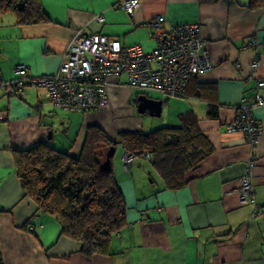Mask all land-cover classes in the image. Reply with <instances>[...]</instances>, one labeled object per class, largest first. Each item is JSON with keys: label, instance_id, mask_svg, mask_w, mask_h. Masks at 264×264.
I'll list each match as a JSON object with an SVG mask.
<instances>
[{"label": "crops", "instance_id": "0c3cea01", "mask_svg": "<svg viewBox=\"0 0 264 264\" xmlns=\"http://www.w3.org/2000/svg\"><path fill=\"white\" fill-rule=\"evenodd\" d=\"M120 1L42 0L50 23L21 26L14 16L3 19L0 82L14 81L17 65L26 66L31 76L55 74L77 33L106 35L149 53L157 44V15L164 17L167 31L182 23H199L213 67L189 76L179 97L141 93L121 74L109 83V104L86 113L54 106L41 86L27 84L18 97H7L0 88L3 264H264V217H253L252 205L242 203L239 193L241 178L254 161L253 198L264 211V105L251 109L262 129L255 147L243 133L226 130L236 119L241 98H250L257 82L264 81V6L251 9L249 0H138L139 6L128 15ZM251 37L256 47L244 48ZM253 62L258 63L255 70ZM259 92L264 94V87ZM136 93L162 102L159 116L145 114L157 117V122L137 112L131 101ZM209 103L218 111L212 119ZM185 113L195 115L214 150L191 171L183 187L159 191L161 178L148 166L146 154L125 163L119 135L180 124L179 116ZM90 125H99L115 143L111 166L125 200L126 224L112 237L109 255L87 257L76 241L60 236L53 216L34 214L36 205L22 189L13 151L52 139L56 146H51L78 155ZM26 222L33 232L24 227Z\"/></svg>", "mask_w": 264, "mask_h": 264}, {"label": "trees", "instance_id": "16d2710c", "mask_svg": "<svg viewBox=\"0 0 264 264\" xmlns=\"http://www.w3.org/2000/svg\"><path fill=\"white\" fill-rule=\"evenodd\" d=\"M249 6L259 9L264 6V0H249ZM6 15L14 16L16 25L21 26L51 22L42 0H0V25ZM34 77L26 74V85L31 84ZM2 82L0 88L7 97L21 96L16 95L15 89L16 94H7L6 91L11 93L14 86L7 89ZM207 113L212 119L218 111L209 103ZM179 118L180 124L150 131H125L119 135L118 142L135 158L148 154L145 157L148 166L161 178L159 191L183 187L191 171L214 150L193 113L181 114ZM111 148H115V143L105 131L99 125H90L78 155L44 142L13 151L22 189L36 205L34 214L53 216L60 225V236L76 241L79 252L87 257L109 255L112 237L126 224L125 200L111 166L114 154L109 166L104 168L106 154ZM28 225L26 222L24 227ZM0 264H3L1 252Z\"/></svg>", "mask_w": 264, "mask_h": 264}, {"label": "built area", "instance_id": "2783aa9c", "mask_svg": "<svg viewBox=\"0 0 264 264\" xmlns=\"http://www.w3.org/2000/svg\"><path fill=\"white\" fill-rule=\"evenodd\" d=\"M139 6L138 0H121L120 8L132 15ZM102 22L104 18L98 16ZM163 16L157 15L154 22L156 48L149 53L143 52L139 45H122L117 39L106 35H81L77 33L64 52V61L55 74L35 76L31 84L44 87L50 102L71 112H88L107 106L110 102L108 86L114 77L127 75V84L136 90L155 91L165 97H179L183 94L189 76L202 74L212 69L213 64L205 47V39L200 32L199 23H182L165 30L162 26ZM254 37L249 38L244 48L256 47ZM258 63L253 62L255 70ZM28 70L24 65H17L14 81L2 83L11 94H22L26 85L24 76ZM264 81L259 80L254 93L249 98L243 96L237 107L236 119L227 126V132H241L247 143L255 147L262 133L261 125L252 115L251 109L264 105V94L259 89ZM15 89V91H14ZM14 92V93H13ZM148 156V154H146ZM135 157L128 153L123 157L130 163ZM254 165L251 161L241 178L239 188L242 203L253 207V217H264V211L257 207L253 198V184L250 171ZM33 226H28L29 232Z\"/></svg>", "mask_w": 264, "mask_h": 264}, {"label": "water", "instance_id": "95a60500", "mask_svg": "<svg viewBox=\"0 0 264 264\" xmlns=\"http://www.w3.org/2000/svg\"><path fill=\"white\" fill-rule=\"evenodd\" d=\"M138 104L136 106L137 112L145 113L148 112L150 116H159L161 111V101H157L151 98L146 97L145 95L138 96ZM114 152V149L111 148L106 154V160L104 162V168H107L110 164V158Z\"/></svg>", "mask_w": 264, "mask_h": 264}, {"label": "rangeland", "instance_id": "374dc122", "mask_svg": "<svg viewBox=\"0 0 264 264\" xmlns=\"http://www.w3.org/2000/svg\"><path fill=\"white\" fill-rule=\"evenodd\" d=\"M5 18H10V15H6V16L3 17V19H5ZM3 19H2V20H3ZM2 20H1V21H2ZM187 23H192V22H187ZM193 23H197V22H193ZM141 93H145V94H150V93H151L152 96H160L159 93H157V92H155V91H147V92H143V91H142ZM154 93H155V94H154ZM156 94H158V95H156ZM138 96H139V95H137V93H136V94L133 96V98L131 99V101H132V103H133L134 106H137V104H138V100H137V99H138ZM146 113H147V112H145V113H141V114L139 113V114H140V115H144V117H148L147 115H145ZM135 118H137V114L135 115ZM148 118H151L150 121H151V120H154V122H157V120H158L157 117H148ZM102 129H103V128H102ZM103 130H104V129H103ZM104 131H105V130H104ZM48 142H49V144L51 143V145L56 146L55 144L52 143V139H49ZM56 148H57V149L60 148L59 145H58ZM148 180H149V177H148Z\"/></svg>", "mask_w": 264, "mask_h": 264}, {"label": "clouds", "instance_id": "9594fccd", "mask_svg": "<svg viewBox=\"0 0 264 264\" xmlns=\"http://www.w3.org/2000/svg\"><path fill=\"white\" fill-rule=\"evenodd\" d=\"M128 86H129V85H128ZM129 87H130V86H129ZM135 90H136V89H135ZM98 110H100V109H98ZM91 111H95V110H91ZM73 112H74V111H73ZM88 112H90V111H88ZM80 113H81V112H80ZM84 113H86V112H84ZM113 149H114V151H115V148H113ZM128 153H129V152L126 151L125 155L128 154ZM113 154H114V152H113ZM113 154H112V155H113ZM29 226H32V225H29ZM27 228H28V227H27ZM32 232H33V231H32Z\"/></svg>", "mask_w": 264, "mask_h": 264}]
</instances>
